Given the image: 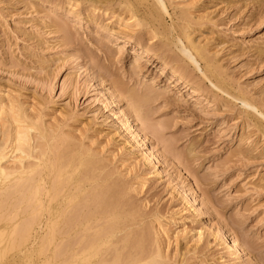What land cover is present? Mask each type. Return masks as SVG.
Masks as SVG:
<instances>
[{
  "label": "rangeland",
  "instance_id": "rangeland-1",
  "mask_svg": "<svg viewBox=\"0 0 264 264\" xmlns=\"http://www.w3.org/2000/svg\"><path fill=\"white\" fill-rule=\"evenodd\" d=\"M161 1L147 0L160 17L131 18L112 1L0 0V140L30 136L25 163H44L48 197L63 172L50 164L89 162L79 178L101 179L103 204L135 216L128 236L161 239L167 264H264V0ZM179 32L225 90L182 55ZM14 147L6 168L20 166ZM11 194L0 264H62L74 224L47 246L49 224L34 222L46 204L37 217Z\"/></svg>",
  "mask_w": 264,
  "mask_h": 264
},
{
  "label": "bare ground",
  "instance_id": "bare-ground-1",
  "mask_svg": "<svg viewBox=\"0 0 264 264\" xmlns=\"http://www.w3.org/2000/svg\"><path fill=\"white\" fill-rule=\"evenodd\" d=\"M89 1L95 4L98 8L102 6L100 5L99 7L97 4H102L104 2L110 3L111 1L121 4V6L125 5V8H127L132 14V16L130 15L131 18H138L137 16L142 14L139 10L142 6L147 15H153V17H160L162 15V11H160L161 9L158 7L153 8L148 5L147 0ZM157 2L159 4L161 3V6L166 9L161 0H157ZM107 5L109 4L106 3L105 6ZM174 25V22H172V30H174ZM183 36H187V34L179 32L175 37V42H173L180 48L182 55L197 66L200 61L204 62L203 70H205V73L210 75V79L214 77L218 89H224L225 85L212 70L213 64L210 63L211 61L209 62L203 52L192 43L185 44ZM186 39L189 40V37L187 36ZM179 43L182 47H180L181 45ZM137 44L143 45L141 41H138ZM147 52L152 53L149 49ZM243 102L246 106L251 105L246 100H243ZM7 140L8 137L5 135L3 140H0V198L5 197L2 200H8L7 196L10 197L11 194L8 192H12L14 195L16 193L22 195V197H19L20 201L17 198L19 203L16 202L20 205L18 206L14 203L15 207L17 206L16 208L18 209V207L20 208L22 204L26 203L31 211L34 210L33 212H37V214L35 213L37 217L40 213H42V215L44 214V205L46 204L49 216L44 217V220L41 218L36 219L34 222L37 221L39 224L44 221L45 224H49V229H51L49 232H51V235H49L50 238L47 236L49 239L47 240L48 242H46L47 246L50 239H52L50 244H53V241L57 240L58 235L55 237V233L57 232L56 234H58L59 230H56V228L58 229V227H56L58 224L59 226L60 224H74V228L76 227L75 234L78 239H76V244L73 247L70 246V248L67 249L66 260L65 257H63L64 255H59L64 259H62V264H167L160 242L161 239L157 237L152 241L151 237L149 239L144 230L133 231V236H128V231L132 229L133 226L137 225L130 224V222L135 219V216L124 212L121 210V207L117 208L116 203H113L108 209L106 207L107 205L103 204V201L108 196V191L104 186L99 184L101 179L91 177L90 175H85V177L81 179L79 178V173L76 174V171H79L80 166L83 164L85 167H88L89 162H83L72 158L67 162L70 169L65 172L63 169L64 164H50L49 169L52 173H59L62 170L63 172L58 177V183L56 184L57 192L53 193L50 191L51 196L48 194V197L47 195H44L42 186V182H45L44 163L39 162L32 165H27L25 163L26 157H33V151L31 150L32 146L29 145L31 141L30 136L26 134V136H18L13 141ZM14 142L15 147L12 150L13 152L15 150L20 152V166L15 167L14 169L6 168V166H4V160L7 159L6 151ZM37 159L40 160V157H37ZM91 187H94L95 189H92L89 192ZM74 190H76V192H74ZM90 200H93L94 203H90ZM77 210H79L80 215L78 214L75 219H70V214ZM69 220L72 221L69 222ZM159 234L160 233H157V236ZM68 235H70L69 232H67V236ZM54 244H56V242ZM232 248L237 249V242L235 239L232 241ZM53 251L54 250L51 251V255L52 258H55V254H57L59 250H57V252L55 251V253Z\"/></svg>",
  "mask_w": 264,
  "mask_h": 264
}]
</instances>
